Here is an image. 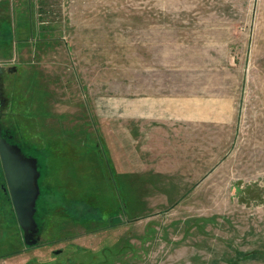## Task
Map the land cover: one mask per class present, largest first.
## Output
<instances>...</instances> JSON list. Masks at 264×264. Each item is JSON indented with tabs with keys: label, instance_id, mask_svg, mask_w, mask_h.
Listing matches in <instances>:
<instances>
[{
	"label": "rangeland",
	"instance_id": "rangeland-1",
	"mask_svg": "<svg viewBox=\"0 0 264 264\" xmlns=\"http://www.w3.org/2000/svg\"><path fill=\"white\" fill-rule=\"evenodd\" d=\"M0 25V130L42 173L33 247L0 199V264H264V0H0Z\"/></svg>",
	"mask_w": 264,
	"mask_h": 264
},
{
	"label": "water",
	"instance_id": "water-1",
	"mask_svg": "<svg viewBox=\"0 0 264 264\" xmlns=\"http://www.w3.org/2000/svg\"><path fill=\"white\" fill-rule=\"evenodd\" d=\"M2 69H0V73ZM0 158L7 177L14 209L19 225L29 247L37 244L39 227L35 219L37 202L41 196L39 184L42 173L39 160L25 154L18 144L7 140L0 130ZM61 254L62 250H56Z\"/></svg>",
	"mask_w": 264,
	"mask_h": 264
},
{
	"label": "crops",
	"instance_id": "crops-1",
	"mask_svg": "<svg viewBox=\"0 0 264 264\" xmlns=\"http://www.w3.org/2000/svg\"><path fill=\"white\" fill-rule=\"evenodd\" d=\"M0 26H1L0 27V48H1L3 44L8 43V32L3 28L4 26L2 25ZM25 28L26 29H21V31L27 32L29 34L27 35V37H22L23 40L21 42L20 40L16 41V44H18V48H17L18 53L28 48V46L31 44L30 39L32 38L33 32H35L34 29L31 27H28V28L25 27ZM31 65L33 66L35 64L31 63ZM157 106H159V111H154ZM175 106L167 105L165 107L167 109L163 111L162 103H153V104H148V103H143V102L130 103V109H129L128 116L130 120L135 122V124H137L138 122H144L145 120L151 119L155 114H159L160 116L165 117L164 121L166 120V118L168 119L171 118L175 120L174 122H176V120H181V121H187L189 123L195 124L196 122L203 120L201 116L199 115V111H198L199 117L196 116V109L190 107L191 105L186 104L185 102H180L179 104H175ZM140 124L143 125V123H140Z\"/></svg>",
	"mask_w": 264,
	"mask_h": 264
},
{
	"label": "flooded vegetation",
	"instance_id": "flooded-vegetation-1",
	"mask_svg": "<svg viewBox=\"0 0 264 264\" xmlns=\"http://www.w3.org/2000/svg\"><path fill=\"white\" fill-rule=\"evenodd\" d=\"M4 132L5 133L3 135L7 138L8 141H10L13 144H18L23 149V151L25 152V148L20 143H18V141H16V139H15L16 133L14 132V130H10V129H7L6 128V130H4ZM31 157H34V156H31ZM39 184H40V182H39ZM0 186L2 188V191H0V199H1V202L5 206L6 205L8 206L9 203L13 206V209L6 210L7 213H10L11 214V217H8L9 221H11L12 219H14L19 224V221H18L17 216H16V212H15V209H14V204H13V201H12L11 193H10L9 186H8L7 177H6L4 168H3V164H2L1 158H0ZM40 186H41V184H40ZM36 209H37V207H36ZM38 213H39V211L37 209L36 210V214H35L36 222H37V219H38L37 217L39 215ZM5 217L7 218L6 215H5ZM39 235H40V232L38 233L37 237Z\"/></svg>",
	"mask_w": 264,
	"mask_h": 264
},
{
	"label": "trees",
	"instance_id": "trees-1",
	"mask_svg": "<svg viewBox=\"0 0 264 264\" xmlns=\"http://www.w3.org/2000/svg\"><path fill=\"white\" fill-rule=\"evenodd\" d=\"M82 181V180H81ZM81 181H80V183H81ZM74 202V201H73ZM75 204H78L77 203V201H76V203ZM50 207H51V205H50ZM86 209H89V207H87ZM85 209V210H86ZM51 211H52V207H51ZM77 211V213L79 214V216H80V220L81 221H77V222H79L82 226H85V223H82V222H84L85 220H83L82 219V217L84 216V215H86V211H83L82 209H79V210H76ZM88 213V212H87ZM39 214V213H38ZM53 214V213H52ZM40 215V214H39ZM38 215V216H39ZM93 215L95 216V217H97L98 215L95 213V212H93ZM104 215H102V217H103ZM38 218V217H37ZM79 218V217H78ZM109 221H110V219H109ZM66 225V224H65ZM59 227H62V228H64V225L63 224H61V225H59ZM65 236V235H64ZM63 236V237H64ZM4 256H5V254H3Z\"/></svg>",
	"mask_w": 264,
	"mask_h": 264
}]
</instances>
